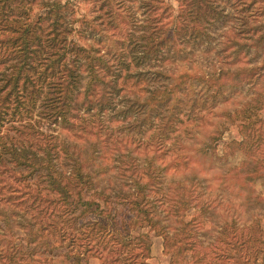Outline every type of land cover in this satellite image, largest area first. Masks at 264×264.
Returning a JSON list of instances; mask_svg holds the SVG:
<instances>
[{"label": "rangeland", "instance_id": "rangeland-1", "mask_svg": "<svg viewBox=\"0 0 264 264\" xmlns=\"http://www.w3.org/2000/svg\"><path fill=\"white\" fill-rule=\"evenodd\" d=\"M40 1L35 30L58 21V37L91 44L100 82L83 70L79 105L53 120L49 73L28 110L1 72L0 264H264V0H197L218 17L200 16L195 36L174 31L194 23L191 0H44L56 14ZM172 20L179 51L119 52L125 31Z\"/></svg>", "mask_w": 264, "mask_h": 264}, {"label": "trees", "instance_id": "trees-1", "mask_svg": "<svg viewBox=\"0 0 264 264\" xmlns=\"http://www.w3.org/2000/svg\"><path fill=\"white\" fill-rule=\"evenodd\" d=\"M35 1L37 0H0L1 32H7L6 34H9L10 36L12 33H14V35L12 37H9V39L0 41V53H6L5 60L10 61L7 66L12 68V72L15 70V75L10 78V72L1 71L2 69H0V74L1 72L5 74V77H3L2 79L5 78L6 82L11 79V84L8 92H10V89H16V87L19 88L20 86L23 87L22 90L27 95L26 105L29 110L34 106L36 102L35 98L38 96L39 91L42 90V88L38 87L37 84H39V86L44 84V80L49 73V76L51 77L49 81H47L48 83L46 85V91L44 93L45 106L47 109L48 107H50V111L48 113L50 115L49 118L57 120L58 116H61L63 117V119H65L67 115L66 111L69 109V107L73 104H77L74 96L75 87H78L80 77L83 75V70H87L90 74L88 87L92 85L94 79H96V77L98 76V69L96 70V64L94 61L96 60V56L93 54V51H97V49L94 50L91 44L88 43L79 44L71 40L67 42V35L58 37V34L60 32L67 31V27L63 25L62 28L61 24L58 21L57 23H52V26L50 27L53 33H55L53 36H48L47 33L43 32L44 27L42 25L39 30H35L38 27L37 22L32 23L29 13H26L27 10L29 11L30 8H32L31 2ZM26 2L27 5H25ZM39 4H43L45 6V9H47V13L51 11L53 12V14H56L58 12V7L60 6L59 2H55V4L47 8L44 0L40 1ZM189 4H192L193 7L190 13L191 16L189 18H191L194 23L190 25L181 23L174 28V31L179 29L190 30L193 36H195L196 34L200 35L201 32L204 33L205 28V25L204 27H202L201 25L202 30L196 28V23L198 22V20L200 19L201 21L200 16L208 21L210 16H212V18L215 20L218 17V14L215 11L213 2H206L204 5H202L197 0H191ZM64 6L67 7L66 3H63L61 5V7ZM22 15H26L24 19L22 18ZM42 16L43 15H38L39 24ZM186 17L187 16H185L184 18ZM245 20L246 19H244V21ZM173 26L174 20L170 21V23L159 25L156 30L152 32L148 29H145L137 36H131L133 35L131 31H125L124 35L127 43L125 48L126 50L122 49L119 52L123 53V55L126 56V54H129L130 51L135 52V50H137L141 55L134 56L136 58H143L145 55H152L153 57H157L158 52H160L161 56H163V53L165 54L170 46L178 45V48H174L178 49L179 51V47L183 42L181 41L180 36L173 35L174 31H172L173 29L171 30V27ZM241 28L242 30H244V27ZM58 29H60V32L58 31ZM112 34L114 35L115 32ZM43 35L48 37L45 38L46 40L44 43L40 41ZM57 37L62 41V44L55 48V46H57L58 44ZM260 39H262V37H260ZM9 43H15L17 47L13 48V51L8 50V48H5L4 50V46L8 45ZM132 44L136 46L134 47L136 49L133 50V47H131ZM148 44L149 46L147 47ZM164 47L167 48L164 49ZM51 48L53 49L51 50ZM134 54L138 53L136 52ZM103 58L106 59L105 57ZM12 59L13 62L11 61ZM121 60L125 61V58H122ZM30 69H36L34 75L33 73L29 72ZM220 70L223 71V69ZM58 72H60V75L56 76ZM183 73H185V71ZM20 74L21 76H25L24 79H27V82H25L24 80L22 84L19 83ZM215 74L216 73L212 72L209 73L210 76H214ZM90 79L93 81H90ZM94 82H97V84H99L100 81ZM103 91H106V88H103ZM109 97H111L110 94L108 95V98ZM1 102H3V99H1ZM86 102L87 107H90L92 100L90 101V99H88L86 100ZM103 103L105 104L106 102L103 101ZM99 104L101 105L102 103ZM78 105L79 104H77V106ZM150 111L153 115L154 113H156L154 109L153 112L152 109H150ZM173 111L176 112L175 109ZM169 126L170 123L168 124V127ZM67 189L68 186L66 184H61V190L64 191ZM62 194L64 195L63 192ZM63 197H67V195L65 194V196ZM87 203H93V201L91 200ZM93 225L97 227L98 232H104L106 228L110 227H112L110 235H112L114 231H116L114 225H110L107 227L106 224H103L98 220L93 222L91 226ZM80 233L81 235L83 234L82 230H80ZM100 237H102V235H100ZM135 255H137V253L134 254L133 257H135ZM117 258L118 256L115 257V259Z\"/></svg>", "mask_w": 264, "mask_h": 264}]
</instances>
